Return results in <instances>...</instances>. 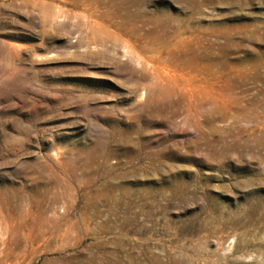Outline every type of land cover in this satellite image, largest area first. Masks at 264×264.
Instances as JSON below:
<instances>
[{
  "label": "rangeland",
  "instance_id": "1",
  "mask_svg": "<svg viewBox=\"0 0 264 264\" xmlns=\"http://www.w3.org/2000/svg\"><path fill=\"white\" fill-rule=\"evenodd\" d=\"M261 90L264 0H0V264H264Z\"/></svg>",
  "mask_w": 264,
  "mask_h": 264
},
{
  "label": "bare ground",
  "instance_id": "2",
  "mask_svg": "<svg viewBox=\"0 0 264 264\" xmlns=\"http://www.w3.org/2000/svg\"><path fill=\"white\" fill-rule=\"evenodd\" d=\"M225 51V50H224ZM212 53L210 52L209 53V60H210V64H212V63H214L213 61V58H212ZM216 57V56H215ZM208 60V59H207ZM229 67V66H228ZM212 69V68H211ZM227 69V68H226ZM226 75V74H225ZM259 93H263L264 94V90H261ZM232 94V93H231ZM258 97V96H257ZM256 97V98H257ZM255 102V101H254ZM228 109V108H227ZM226 108H225V112L224 113H222V115L220 116L219 115V117H221L222 118V120L223 121H227L228 119H229V114H228V111H229V109L227 110ZM221 110V109H220ZM238 110L240 111V113H243L244 111H245V108H243V107H241V106H238ZM215 111H216V109H215ZM230 111H231V109H230ZM247 111V110H246ZM211 115H213V114H211ZM236 115H237V113H236ZM236 115H234V116H236ZM239 115V114H238ZM213 117H215V116H213ZM239 118V117H238ZM237 122V121H236Z\"/></svg>",
  "mask_w": 264,
  "mask_h": 264
}]
</instances>
